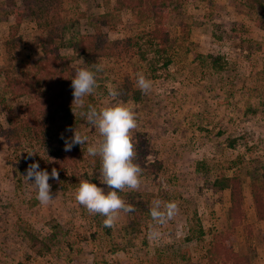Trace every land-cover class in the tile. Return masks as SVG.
<instances>
[{
  "label": "rangeland",
  "instance_id": "obj_1",
  "mask_svg": "<svg viewBox=\"0 0 264 264\" xmlns=\"http://www.w3.org/2000/svg\"><path fill=\"white\" fill-rule=\"evenodd\" d=\"M12 2L0 0V67L6 68L41 55V34L33 19H24L15 29L14 17L7 16ZM15 2L21 6L20 0ZM64 2L68 29L61 53L72 57L70 40L89 28L87 17L111 9L115 0ZM185 10L192 34L185 45L179 41L168 68L139 57L96 61L103 71L96 73L95 99L84 97L85 103L99 109L121 102L108 95L110 86L119 90L128 83L140 90L138 72L152 82L140 101L123 102L137 115L132 136L135 162L143 171L140 188H126L119 195L142 208L140 220L132 224V212H121L112 228L104 227L105 217L89 214L75 201L74 190L82 179H72L69 173L63 174L67 188H51L56 199L47 205L37 201L36 190L25 179L28 152L35 153L31 157L35 159L50 156L59 147L61 134L72 136L66 131L71 126L88 136V144L80 145V176L87 173L89 181L109 190L99 179V156L87 154V146L100 140L98 130L73 104L68 82L64 89V102L72 108L68 120L52 124L42 119L43 135L19 155L0 137V264H151L155 257L164 264L197 261L213 234L229 225L230 191L217 189L214 183L237 172L244 181L246 226L239 230L235 248L251 254L253 264H264V222L256 216L249 188V175L264 166V0H187ZM115 17L118 26L110 32L112 40L144 28L134 23L129 11ZM209 56L223 61L214 66ZM84 63L76 59L72 65ZM3 89L0 76V97ZM11 102L27 104L31 99ZM3 126L6 117L0 104V130ZM156 199L178 205L175 218L163 226L155 225L149 214ZM153 226L161 233L157 240L148 238Z\"/></svg>",
  "mask_w": 264,
  "mask_h": 264
},
{
  "label": "trees",
  "instance_id": "obj_2",
  "mask_svg": "<svg viewBox=\"0 0 264 264\" xmlns=\"http://www.w3.org/2000/svg\"><path fill=\"white\" fill-rule=\"evenodd\" d=\"M12 1L13 4L8 6L6 13L8 17H14L16 22L14 28L18 29L24 19L31 18L41 34L38 38L41 48L39 57L26 63L16 61L18 66L0 67V76L4 83L0 104L6 117V126L1 128L0 137L17 155L27 144L33 143L43 135L42 119L52 124L69 119L72 108L64 102V89L66 84L71 82L77 69L90 68L96 61L104 59L135 57H139L141 61H149L154 66H157L158 62L161 64L160 69H165L172 64L179 41H184L185 45L192 34V21L185 10L187 0H115L111 9L87 17L89 28L70 40V47L74 53L70 57L61 53L68 29L64 16L65 0H20L19 7L15 0ZM122 11H129L134 23L144 25V28L134 35L112 40L110 32L115 31L118 26L115 15ZM5 46L8 47L9 43ZM209 58L214 66L223 61V58L218 56ZM76 59H84L85 63L73 66L72 62ZM198 59L203 62L206 60L202 56H198ZM156 69L159 70L157 67ZM118 91L120 96L117 98L121 102L141 100V91L131 88L128 83L123 84ZM94 94L89 96V100L95 99ZM21 98H30L31 102L27 104L11 102ZM89 103L86 102L85 105ZM63 148L64 140L61 139L59 147L50 156L37 159L29 157L25 161L26 168L35 162L39 164L41 170H47L49 173L53 168L57 169L59 180H49L53 190L67 188L68 180L63 174H71L72 179L78 177L90 179L87 173L80 176L78 168L80 145H75L68 152ZM243 182L239 172L216 179L215 188L230 191L227 212L229 225L213 234L203 255L197 261L191 258L184 260L187 261L184 264H253L251 254L238 252L234 244L239 230L246 226ZM249 188L256 216L264 222V166L260 171L249 175ZM142 213V208L137 206L132 212L134 215L132 224L140 220ZM185 255L186 253L184 259ZM160 260L155 257L151 264H164ZM121 264L132 263L125 261Z\"/></svg>",
  "mask_w": 264,
  "mask_h": 264
},
{
  "label": "clouds",
  "instance_id": "obj_3",
  "mask_svg": "<svg viewBox=\"0 0 264 264\" xmlns=\"http://www.w3.org/2000/svg\"><path fill=\"white\" fill-rule=\"evenodd\" d=\"M95 71L81 67L76 70L71 79L73 104L81 109V115L87 122L98 130L100 140L96 144L87 146V154L99 156L100 182L107 186V192L95 183L82 179L74 190V199L77 204L83 206L89 214H99L104 218L103 225L112 228L119 218L121 212L131 213L135 211L133 205L128 204L119 195V192L126 188L138 190L141 186V173L143 169L135 162L137 152L133 143L132 132L137 129V115L135 111L123 102H116L100 107L85 105L84 97L94 94L97 87L96 73L103 71V65L94 64ZM136 86L142 93L147 94L152 88V82L142 72L136 73ZM108 95L113 99L120 96V92L114 87L108 88ZM67 132L72 136L65 138L63 150L71 151L75 145L88 144V136L77 130L68 127ZM35 153L28 152L32 157ZM25 179L30 182L36 190V199L41 205H47L56 198L51 192L50 179L59 180V173L56 168L49 173L41 170L38 163H31L26 170ZM178 211L175 201L153 200L149 208V214L155 225L163 226L172 221ZM161 233L156 227L148 231L149 240H157Z\"/></svg>",
  "mask_w": 264,
  "mask_h": 264
}]
</instances>
